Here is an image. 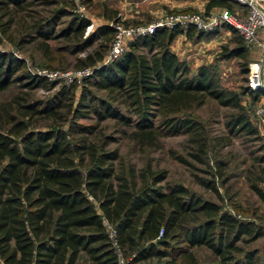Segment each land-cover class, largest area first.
Wrapping results in <instances>:
<instances>
[{"label": "trees", "instance_id": "obj_1", "mask_svg": "<svg viewBox=\"0 0 264 264\" xmlns=\"http://www.w3.org/2000/svg\"><path fill=\"white\" fill-rule=\"evenodd\" d=\"M34 1L46 12L35 10L27 22L21 13ZM229 1L208 0L207 10L222 4L232 9ZM88 23L75 0H0V35L15 48L39 40L36 44L47 51V39L69 35L78 39L75 50L97 39L111 40L108 24L82 36ZM183 32L198 39L206 33L193 25L159 27L131 40L107 63L102 59L109 46L99 42L78 60V68L92 71L75 101L71 92L76 83H71L44 100L15 94L0 103V264H119L102 219L114 230L124 264H264V249L238 245L244 235L264 236L254 219L239 215L256 217L255 210L233 203L232 213L183 184L161 185L165 170L147 165L138 175L133 166L122 164L117 147H108L112 139L101 123L110 119L142 145H158L163 134H187L195 148L192 155L204 161L209 139L195 109L208 99L235 108L227 121L230 128L257 132L241 99L249 95L256 102L264 88L227 90L212 67L199 65L192 71L171 49ZM224 50V57H244L247 51L240 35L234 47ZM42 80L22 57L0 50V91L13 82L31 89ZM89 86L103 94L95 95ZM34 115L49 122L36 128L24 117ZM226 167V161L213 159L211 178L201 184L217 191L218 181L227 189ZM250 187L264 201V191L255 183ZM199 247L212 254L209 262L198 260L194 250Z\"/></svg>", "mask_w": 264, "mask_h": 264}, {"label": "rangeland", "instance_id": "obj_2", "mask_svg": "<svg viewBox=\"0 0 264 264\" xmlns=\"http://www.w3.org/2000/svg\"><path fill=\"white\" fill-rule=\"evenodd\" d=\"M36 2L34 1V4L29 7L30 10L26 9L21 13L27 22L35 16V10L46 12V7H41ZM75 3L77 12L80 11L82 16L89 21L88 28L84 29L82 36L103 23L106 20L105 16L110 14L107 0H89L88 4L75 0ZM112 4L115 6V3ZM220 9L193 11L209 15L218 13ZM65 19L63 18L59 25H63ZM150 22L154 21L140 20L138 23L129 22L130 24L125 23V25L148 24ZM202 32L206 33L200 39L196 37L189 38L185 32L180 33L173 40L171 49L180 59L186 61L192 71L199 65H208L213 68L221 88L240 91L248 85L251 65L260 59H263L264 62V47L260 46L261 43H264V29L257 32L254 44L249 47L246 46L247 51L244 57L222 56L225 52L224 48L234 47L239 37L237 33L228 31L225 24H218L213 30H203ZM11 34L12 36L17 35L15 27H13ZM37 41L39 40L15 48L5 37L0 35V50L13 52L22 57L31 72L38 68L47 71L53 69L72 71L78 69V60L95 49L99 42L106 43V47L110 43V40L105 42L97 39L90 46L82 50H75L78 39L69 35L47 39L48 50L46 51L42 46L36 44ZM106 55L107 51L104 53L103 59ZM260 76L261 81L264 82V65L260 68ZM42 78L41 83L31 89L21 86L20 82L11 83L7 89L0 91V103L8 102L15 94L28 95L32 100H44L61 87H69L71 84L65 83L61 79ZM83 80L81 79L73 88L71 92L72 101L78 98ZM89 89L97 96L103 94L102 90H96L92 86H89ZM241 103L252 125L256 127L261 125L256 133L230 128L227 121L229 120V114L235 108L224 107L215 100L208 99L204 105L195 109L202 123L203 133L209 139V148L204 161H199L192 155L195 148L193 147L194 144L189 142L187 134H163L158 145H142L124 134L122 132L124 127L113 120L107 119L101 125L104 126V132L110 135L112 139L108 143V147H117L122 164L133 166L138 175L147 165H150L154 171L165 170L166 179L160 183L161 185L183 184L193 194L217 202L232 213L235 211L233 203L244 210L248 209L250 211L253 209L256 211V217L244 213L239 215L249 221L254 219L255 223L264 229V201L250 187L251 183H255L264 191V160L260 159L261 156H264V98L263 100L260 98L255 102L249 95H243ZM64 110L65 108H62L61 112ZM24 117L30 122V125L36 128H41L49 122V120H44L41 115ZM56 121L59 122L57 119ZM79 121L86 123L93 120L92 118H80ZM215 158L222 159L227 163L225 169V172L229 175L227 189H225L226 185L221 186L218 181L217 191L201 184V180H210L209 171L213 169V159ZM238 245L243 250L252 249L261 252L264 249V236L253 239L248 235H244ZM194 251L200 262H209L212 258L210 251L204 247L195 248Z\"/></svg>", "mask_w": 264, "mask_h": 264}, {"label": "built area", "instance_id": "obj_3", "mask_svg": "<svg viewBox=\"0 0 264 264\" xmlns=\"http://www.w3.org/2000/svg\"><path fill=\"white\" fill-rule=\"evenodd\" d=\"M246 7V13L240 16L237 12H233L229 8H223L216 14L204 15L197 11H179L169 12L157 21L148 24L125 25L123 22L109 21L108 25L112 26L113 34L107 50V55L103 59V63L110 62L118 55L122 54L128 46V43L145 34L153 33L159 27H168L179 25L183 29L189 25H193L198 30H213L218 24H228L236 29L242 37L244 45L249 47L255 43L257 32L264 29V0H231ZM79 11V10H78ZM79 14L82 13L79 11ZM88 28V27H87ZM264 47V43H261ZM264 65L263 59L253 63L250 67V76L248 86L251 89L262 88L264 83L261 81L260 68ZM256 69V72H255ZM92 69L90 67H82L72 71L68 70H49L38 68L32 73L44 77L46 79H61L65 83H79L81 79L88 76ZM261 111V110H260ZM102 222L107 227L108 237L118 256L119 264H124L125 259L120 252L116 241L114 240V230L110 227L105 219Z\"/></svg>", "mask_w": 264, "mask_h": 264}, {"label": "crops", "instance_id": "obj_4", "mask_svg": "<svg viewBox=\"0 0 264 264\" xmlns=\"http://www.w3.org/2000/svg\"><path fill=\"white\" fill-rule=\"evenodd\" d=\"M108 8H110L109 18L101 24H108L113 18L118 17L120 22L130 24L129 22L138 23L140 20H158L165 13L178 12V11H210L216 8H227L225 4L215 5L207 10L208 0H107ZM106 2V1H104ZM230 2V1H229ZM115 3V6L114 4ZM227 4V3H226ZM233 12H237L240 16L245 14L244 7L237 2H230ZM234 6V7H233ZM220 9V10H221ZM116 10V11H114ZM107 21V22H106ZM228 31H233L230 27L226 26ZM235 32V31H233ZM260 98H264L261 95ZM259 98V99H260ZM261 125L254 126L256 131L260 129Z\"/></svg>", "mask_w": 264, "mask_h": 264}, {"label": "water", "instance_id": "obj_5", "mask_svg": "<svg viewBox=\"0 0 264 264\" xmlns=\"http://www.w3.org/2000/svg\"><path fill=\"white\" fill-rule=\"evenodd\" d=\"M261 87L264 88V83H262Z\"/></svg>", "mask_w": 264, "mask_h": 264}, {"label": "bare ground", "instance_id": "obj_6", "mask_svg": "<svg viewBox=\"0 0 264 264\" xmlns=\"http://www.w3.org/2000/svg\"><path fill=\"white\" fill-rule=\"evenodd\" d=\"M255 72H256V69H255Z\"/></svg>", "mask_w": 264, "mask_h": 264}]
</instances>
